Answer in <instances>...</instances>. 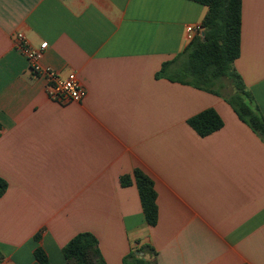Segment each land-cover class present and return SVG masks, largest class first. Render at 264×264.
<instances>
[{"label": "crops", "instance_id": "obj_1", "mask_svg": "<svg viewBox=\"0 0 264 264\" xmlns=\"http://www.w3.org/2000/svg\"><path fill=\"white\" fill-rule=\"evenodd\" d=\"M207 12L190 0H0V264H33L39 246L65 264L80 233L107 264L142 245L156 264H264V140L225 97L156 77ZM17 32L48 43L44 66L77 74L82 102L49 99ZM234 67L264 116V0H242ZM209 108L224 126L203 138L188 120ZM136 169L155 185V227L137 185L120 183Z\"/></svg>", "mask_w": 264, "mask_h": 264}, {"label": "trees", "instance_id": "obj_2", "mask_svg": "<svg viewBox=\"0 0 264 264\" xmlns=\"http://www.w3.org/2000/svg\"><path fill=\"white\" fill-rule=\"evenodd\" d=\"M208 8L196 34L189 45L173 59L162 65L157 78L192 86L196 89L225 97L239 119L264 140V116L253 94L247 89L242 77L234 67L241 55L242 0H190ZM202 33L205 36H202ZM225 80L234 93L225 95ZM188 125L200 136L208 137L221 130L224 122L216 110L209 108L188 120ZM1 130V124H0ZM139 190L147 225L158 223L159 209L153 180L136 169L133 175L121 177L123 187L133 184ZM8 183L0 177V198L5 195ZM39 241V236L35 238ZM136 252L143 253L141 258ZM65 264H107L97 238L91 233L76 235L63 249ZM146 256L148 258L146 259ZM0 254V258H1ZM33 264H51L45 250L39 246L34 251ZM156 253L149 245L137 247L123 259V264H156Z\"/></svg>", "mask_w": 264, "mask_h": 264}, {"label": "built area", "instance_id": "obj_3", "mask_svg": "<svg viewBox=\"0 0 264 264\" xmlns=\"http://www.w3.org/2000/svg\"><path fill=\"white\" fill-rule=\"evenodd\" d=\"M188 41H192L200 28L188 26L186 29ZM15 48L20 51L29 63L31 72L46 80V92L54 102L67 104L82 102L87 96V90L79 80L76 73L72 72L65 77L51 67L44 66L42 59L48 43L34 47L23 32H17L14 37Z\"/></svg>", "mask_w": 264, "mask_h": 264}, {"label": "rangeland", "instance_id": "obj_4", "mask_svg": "<svg viewBox=\"0 0 264 264\" xmlns=\"http://www.w3.org/2000/svg\"><path fill=\"white\" fill-rule=\"evenodd\" d=\"M224 81L227 85H226V88L222 90V92L225 93L226 95L234 93V88L231 86L230 82L225 79Z\"/></svg>", "mask_w": 264, "mask_h": 264}, {"label": "water", "instance_id": "obj_5", "mask_svg": "<svg viewBox=\"0 0 264 264\" xmlns=\"http://www.w3.org/2000/svg\"><path fill=\"white\" fill-rule=\"evenodd\" d=\"M202 36H205V34L204 33H202ZM141 254V253H140ZM141 258H143V255L141 254Z\"/></svg>", "mask_w": 264, "mask_h": 264}]
</instances>
